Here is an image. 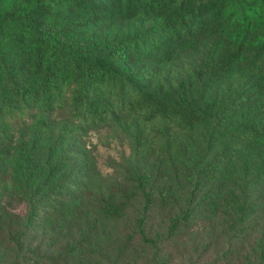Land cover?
Returning <instances> with one entry per match:
<instances>
[{
	"label": "trees",
	"instance_id": "obj_1",
	"mask_svg": "<svg viewBox=\"0 0 264 264\" xmlns=\"http://www.w3.org/2000/svg\"><path fill=\"white\" fill-rule=\"evenodd\" d=\"M138 19L149 24L117 38L86 34L93 24ZM182 54L196 57L190 76L172 85L153 80ZM54 113L66 117L56 124ZM136 113L144 123L171 121L203 138L168 156L170 174H161L160 162L128 164L121 181L109 180L87 200L77 170L53 183L66 167L62 146L71 136ZM25 117L32 121L28 138L14 142V125ZM143 146L135 135L134 153L145 156ZM5 155L27 211L15 225L0 218V264H71L105 222L130 220L124 246L138 237L157 249L161 235L147 236L156 211L170 212L168 239L198 216L215 219L239 168L249 169L251 180L229 198L242 239L264 214L256 208L264 192V0H0ZM36 222L52 228L46 247L29 239ZM255 255L252 264H264L263 239Z\"/></svg>",
	"mask_w": 264,
	"mask_h": 264
},
{
	"label": "rangeland",
	"instance_id": "obj_2",
	"mask_svg": "<svg viewBox=\"0 0 264 264\" xmlns=\"http://www.w3.org/2000/svg\"><path fill=\"white\" fill-rule=\"evenodd\" d=\"M149 22L138 19L122 25H90L86 34L97 39L117 38L126 35L138 25L147 26ZM196 57L189 54L179 55L171 63L157 68L153 80L167 85L191 75L196 66ZM141 115H123L119 123L103 126H87L63 143L66 150V167L57 170L56 183L65 171H76L84 177V197L98 191L109 180L121 181V170L128 164L148 167L155 162L160 164L161 174L171 173L168 156L184 143L193 149L203 136L200 133L183 131L171 121H153L144 123ZM56 124L65 119V114L52 115ZM32 121L25 117L14 125L13 140L27 139V131ZM162 132H165L162 134ZM138 135L144 142L145 156L134 153V137ZM191 137L193 139L191 140ZM188 140V141H187ZM142 148V149H143ZM72 152L79 153V156ZM9 156L0 157V218L3 224L15 225L26 214L27 206L15 193V174ZM249 169H238L232 186L225 189L226 199L218 217L207 219L203 215L186 227H180L172 238L165 237L167 211H156L147 226V236L161 235L157 249L143 243L138 237L125 245L126 237L131 232L130 220L122 223L105 222L88 235L87 242L71 256V264H252L255 260L257 244L264 241V214L257 215L252 229L242 239L235 234L237 219L235 207L230 195L241 194L242 189L250 186ZM255 197L257 194H254ZM264 209V192L256 206ZM49 224L36 222L31 228L33 244L46 247L53 235ZM3 241L0 242V248ZM227 251H231L226 257ZM5 257L7 254L2 250Z\"/></svg>",
	"mask_w": 264,
	"mask_h": 264
}]
</instances>
